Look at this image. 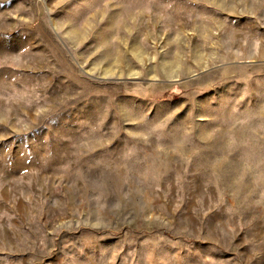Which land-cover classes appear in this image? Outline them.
I'll return each mask as SVG.
<instances>
[{
  "label": "rangeland",
  "instance_id": "rangeland-1",
  "mask_svg": "<svg viewBox=\"0 0 264 264\" xmlns=\"http://www.w3.org/2000/svg\"><path fill=\"white\" fill-rule=\"evenodd\" d=\"M0 264H264V0H0Z\"/></svg>",
  "mask_w": 264,
  "mask_h": 264
}]
</instances>
